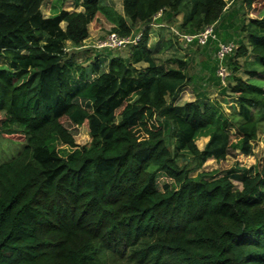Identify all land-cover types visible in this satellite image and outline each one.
<instances>
[{
	"label": "trees",
	"instance_id": "trees-1",
	"mask_svg": "<svg viewBox=\"0 0 264 264\" xmlns=\"http://www.w3.org/2000/svg\"><path fill=\"white\" fill-rule=\"evenodd\" d=\"M44 1L0 0V132L26 141L0 164V264H264V164L234 175L242 189L230 175H191L211 158L229 172L228 158L251 154L264 130V0H241L246 36L224 61L227 84L216 59L210 69L235 102L229 112L205 92L180 103L190 61H158L150 47L151 23L170 26L184 0H122L125 15L102 0H72V10L56 0L48 16ZM237 1L193 0L182 26H217ZM100 15L109 34L141 37L128 57L105 65L98 53L85 69L67 43L86 45ZM67 122L91 142L78 143ZM160 174L174 185L160 188Z\"/></svg>",
	"mask_w": 264,
	"mask_h": 264
},
{
	"label": "rangeland",
	"instance_id": "rangeland-1",
	"mask_svg": "<svg viewBox=\"0 0 264 264\" xmlns=\"http://www.w3.org/2000/svg\"><path fill=\"white\" fill-rule=\"evenodd\" d=\"M104 4L111 6L115 12L124 14V6L122 0H102ZM73 1L68 0L64 3V7L68 10L75 9L73 7ZM193 0H184L181 2V6L183 10L180 14L175 15L171 20V25L168 26V21H163L164 26L152 25L151 39H150V47L154 49L156 53V57L158 61L166 62V60H171L170 58H184L190 61L189 64V72L193 75V82L186 87L183 92H180V99L178 100L180 103H184L187 101H192L197 99L198 93L205 92V98L209 100H218L224 110L229 112V110L233 111V104L235 102L232 99L225 100V96L222 94V89L219 84L216 83V80L211 79V67H213L215 62V57L213 50H215L216 45L220 43L222 40V35L227 31L232 38H225L228 40L227 42L235 43L236 47L241 43L239 36L241 35V22L245 21L247 14L246 7L242 6V1L239 0L234 3H229V11L224 15L222 21L218 24V26L214 28L213 33L208 37L207 42L203 43L200 40V37H195L193 39H188L186 29L183 28L182 22L186 20L189 16L191 5ZM56 0H45L42 4L43 13L48 16L53 13V8L55 6ZM227 6V7H228ZM80 8H78L79 10ZM255 13V12H254ZM256 14V13H255ZM261 15V14H259ZM157 22V21H154ZM246 22H248L246 20ZM166 24V25H165ZM64 26V24H63ZM113 28V24L109 22V20L104 16L100 15L94 22L90 24L91 30V38L86 42L85 48H77L73 46L71 43H67V50L70 56L74 57L76 61L81 64L85 69H90L92 56L98 53H103L101 56L105 60V65L110 58L111 54H119L121 56L128 57L131 54V46L129 44L124 47L114 48L110 50H104L103 48H98L95 45L100 41L107 37L111 29ZM239 31V33H235V29ZM227 29V30H226ZM220 33V34H219ZM219 34V35H218ZM243 35L246 36V33L243 32ZM242 37V41L244 36ZM215 39V40H214ZM209 42V43H208ZM246 42V40H245ZM208 46V52H204L203 45ZM219 49V48H218ZM110 51V52H108ZM107 52V53H105ZM217 55V53H216ZM254 56L249 55L247 57L238 58L240 61V67L247 63V60H253ZM226 58H224L225 60ZM202 62H205L202 66ZM219 62V60H218ZM173 65V63H171ZM220 64V62H219ZM137 66L146 65L144 62H139L136 64ZM228 72L230 73L229 67L225 63ZM203 67V68H202ZM244 78H248L247 74L244 73L243 69L239 72ZM202 78V80L200 79ZM228 81V77H227ZM226 81V82H227ZM261 84L264 85V82ZM81 104L90 105V102L87 103L86 100L78 99ZM66 126L73 132L76 141L80 144L90 143L92 138L87 130V128L82 126H71L68 122ZM13 130H5L4 132H0V164L4 161L9 160L10 158L16 156L26 144V141L21 135H16L17 137H13L8 135L7 133L15 131ZM180 131L176 130V135L174 138L175 144L179 146L180 151L184 153H188L187 150L181 148V140H180ZM209 140V136H201L196 140V143L200 149H203L206 143ZM252 153L251 154H239L237 157H229L228 163L231 166L229 172H218L220 170L219 162L215 159H209L203 167L195 169L191 172L192 176H197L199 173H205V177L208 179H212L215 177H220L223 175H230L233 183L235 184L236 189H242V181L240 178L243 176H253L256 171L264 164V130L259 135V139L253 141ZM234 175L240 176V178H234ZM159 187L164 188L165 184H169L171 186L174 185V182L167 177L165 174H160L158 179Z\"/></svg>",
	"mask_w": 264,
	"mask_h": 264
},
{
	"label": "built area",
	"instance_id": "built-area-1",
	"mask_svg": "<svg viewBox=\"0 0 264 264\" xmlns=\"http://www.w3.org/2000/svg\"><path fill=\"white\" fill-rule=\"evenodd\" d=\"M160 14V13H159ZM158 14V15H159ZM214 24L206 26L201 32L197 34L188 35L187 38L193 39L195 37H200L201 42H207L208 37L214 31ZM141 37V32H138L134 37L130 36H120L116 32H111L107 35V37L103 40H100L95 46L98 48H120L127 46L128 44L137 43ZM236 45L233 42H222L220 43L219 49L217 50V59L219 60L220 64L217 69V74L221 79V82L226 85L227 84V77L230 73L227 70V67L224 63V58H226L229 54H231L235 50Z\"/></svg>",
	"mask_w": 264,
	"mask_h": 264
},
{
	"label": "crops",
	"instance_id": "crops-1",
	"mask_svg": "<svg viewBox=\"0 0 264 264\" xmlns=\"http://www.w3.org/2000/svg\"><path fill=\"white\" fill-rule=\"evenodd\" d=\"M228 7H230V6H228ZM228 7H227V8H228ZM245 22H246V21H245ZM155 24H156V25H159V26H164L163 23H159V22H157V23H155V22L151 23V25H153V26H154ZM165 25H166V24H165ZM217 26H218V25H217ZM217 26H216V27H217ZM90 32H91V30H90ZM230 39H231V38H230ZM214 40H215V39H214ZM227 41H228V40H225V41H224V40H220L219 43L227 42ZM68 43H71V42L68 41ZM133 44H136V43H133ZM128 45H129V44H128ZM76 47H77V46H76ZM85 47H86V45H84V46H82V47L80 46V47H77V48H85ZM203 47H204V46H203ZM218 48H219V44L216 46V48H215V50H213V52H214V56H216L215 59H216L218 65H219V62H218V59H217V55H216ZM216 73H217V72H216ZM211 78H212V77H211Z\"/></svg>",
	"mask_w": 264,
	"mask_h": 264
}]
</instances>
